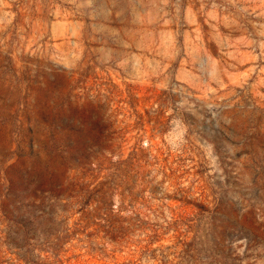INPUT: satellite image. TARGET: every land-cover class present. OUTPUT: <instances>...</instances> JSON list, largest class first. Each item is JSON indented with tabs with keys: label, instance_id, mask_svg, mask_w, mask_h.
Returning <instances> with one entry per match:
<instances>
[{
	"label": "rangeland",
	"instance_id": "obj_1",
	"mask_svg": "<svg viewBox=\"0 0 264 264\" xmlns=\"http://www.w3.org/2000/svg\"><path fill=\"white\" fill-rule=\"evenodd\" d=\"M0 264H264V0H0Z\"/></svg>",
	"mask_w": 264,
	"mask_h": 264
}]
</instances>
